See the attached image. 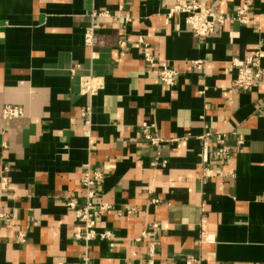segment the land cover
<instances>
[{
    "label": "crops",
    "instance_id": "0c3cea01",
    "mask_svg": "<svg viewBox=\"0 0 264 264\" xmlns=\"http://www.w3.org/2000/svg\"><path fill=\"white\" fill-rule=\"evenodd\" d=\"M178 1L0 0V113L14 106L24 114L0 118V177L10 167L0 212L11 215L0 224V264H148L149 242L134 240L152 223L153 264H264V80L236 90L230 66L260 50L264 70V0H199L220 15L250 4L247 24L203 40L183 16L167 18ZM140 36L179 73L174 86L146 73ZM86 76L103 82L91 99L89 138L80 117ZM143 122L164 139L158 149L146 145ZM206 131L226 134L234 150L227 165H211L209 180L201 179ZM156 153L165 168L151 166ZM88 164L105 175L97 199L111 209L98 230L114 231L112 243L74 240L65 203L83 202ZM126 206L136 212L120 215Z\"/></svg>",
    "mask_w": 264,
    "mask_h": 264
},
{
    "label": "built area",
    "instance_id": "2783aa9c",
    "mask_svg": "<svg viewBox=\"0 0 264 264\" xmlns=\"http://www.w3.org/2000/svg\"><path fill=\"white\" fill-rule=\"evenodd\" d=\"M250 11V4L243 3L236 6L233 15H220L216 14L211 8L204 6L199 0H181L176 2L167 12V18L171 19L175 16H183L185 24L189 28L190 34L199 40L214 34L216 29L223 27L226 24H247L248 14ZM104 15V14H103ZM97 16L96 14H92ZM2 26H0L1 30ZM85 45L91 47L93 45V28H87L84 35ZM137 43L142 49V60L148 66L146 73H153L157 80L165 86H174L178 77V72L170 67L165 61L159 60L149 50L146 42V37L140 36ZM123 45V44H121ZM263 58V53L258 50L252 57L244 60L233 58L230 66L235 71V78L232 81V87L240 91H249L258 84L260 80H264V70L260 62ZM193 67L200 69L202 66L201 61L193 62ZM103 88V82L95 77L86 76L80 80V94L88 98L89 103L81 108L80 117L83 121L86 130L83 136L90 137L92 126V104L91 99L98 94ZM22 109L14 106H5L0 113V118L3 120H14L23 117ZM156 127L151 122H143L139 128L141 135L146 145L151 149H158L165 143L164 139L160 137L155 131ZM232 135L234 133H231ZM213 138L214 147L211 154L206 152L208 141ZM205 147L204 154L201 159V179L209 180L213 175L211 165L213 163L219 165H227L234 150L226 143V134L213 133L206 131L199 138ZM237 145H243L241 140H237ZM152 167L165 168L167 162L162 160L158 153L150 163ZM3 174L0 177V191L9 188L8 176L10 171L9 166H5ZM215 174V172H214ZM228 176V174H226ZM105 175L103 172L93 170L89 164L84 166L82 175L81 187L83 189V202L79 204L77 198H68L65 205L73 213L75 217L76 227L74 232V240L82 242L85 246L93 240H103L106 242H114L115 233L109 229L98 230L101 215L109 211L111 207L107 204H102L97 199V190L102 183ZM223 174L218 173L217 178L222 179ZM156 203V200L153 201ZM136 212L135 208L126 206L119 213L120 215H132ZM11 222V215L6 212H0V224L7 225ZM159 224H150L139 237L135 238L134 242L148 241L147 263L153 264V257L155 255V240L158 237ZM18 240L24 242V235L19 234ZM84 262L87 258H84ZM192 259L187 261V264L192 263Z\"/></svg>",
    "mask_w": 264,
    "mask_h": 264
}]
</instances>
